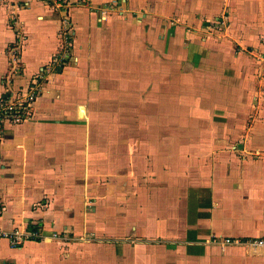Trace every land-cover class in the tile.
<instances>
[{"label":"crops","instance_id":"obj_1","mask_svg":"<svg viewBox=\"0 0 264 264\" xmlns=\"http://www.w3.org/2000/svg\"><path fill=\"white\" fill-rule=\"evenodd\" d=\"M67 1L76 61L49 78L33 119L6 126L1 144L0 232L31 226L43 238L12 248L0 237V264L64 260L65 241L52 238L62 234H95L101 250L130 253L127 264H264V249L212 242L264 235V119L247 126L239 159L229 150L238 140L223 134L229 119L216 129L202 118L205 98L180 103L182 92L210 90L212 72L186 67L218 59L219 45L176 42L165 0ZM56 3L0 0V96L15 27L27 36L18 83L58 51L67 11ZM109 4L121 10L105 13ZM189 122L199 133L188 134Z\"/></svg>","mask_w":264,"mask_h":264},{"label":"rangeland","instance_id":"obj_2","mask_svg":"<svg viewBox=\"0 0 264 264\" xmlns=\"http://www.w3.org/2000/svg\"><path fill=\"white\" fill-rule=\"evenodd\" d=\"M74 5L88 6V3L80 1ZM165 5L171 8L172 11L171 15L167 16V22L170 29L172 28L176 42L185 39L192 45V43L207 40L210 43L219 45L220 50L218 52L220 57L216 59L217 61L212 60L209 62L205 57L203 61L199 58H192L187 62L186 71H189L188 73L197 71L193 73L195 77L198 76V73L206 71L212 72L216 78L208 80V85L212 87H210V90L208 88L209 91L202 89L205 94L197 93L198 95H196L192 91L199 90L194 89L189 91L190 94L189 92L187 94L182 92L179 97H188H184L185 99L180 103L200 104V101L198 103L194 100L196 99L195 96L205 98L206 101L204 100L205 102L202 105L206 108V113L202 115V118L212 123L216 122L214 123L216 129L219 128L217 123L229 119L231 124L225 127L223 134L234 135L238 140L231 143L229 150L236 153L239 159L247 158V149L244 148L247 145L245 142L247 126L251 125L257 118L264 119L262 117L264 115V0H165ZM106 7H110V9L108 11L104 10L105 13L121 10L119 4L112 7L109 4ZM69 8L70 5L66 8V15L68 16ZM175 27H177L176 31H174ZM183 34H186L187 37L182 36ZM58 35L60 36L59 33ZM204 44L206 45V43ZM61 45L62 40H60L57 52L61 49ZM75 61L74 55L72 60L63 64V67L56 68L50 77L56 73H61L73 65ZM223 76L232 85L222 82L220 78ZM230 77L233 79L232 81H230ZM177 101L173 98L174 103L179 102ZM221 102L227 103L228 108H225L223 104L221 106L224 108L217 107ZM247 104L252 106V109H249L248 112ZM260 110H262V113ZM173 114H175V111H173ZM191 119L197 118L191 117ZM196 125L191 126V123H188V134L190 126L194 129L192 135L199 133L201 127L196 128ZM204 129L206 130V128ZM216 129L212 128L214 131ZM234 145L239 146L233 148ZM252 155L257 157L256 154ZM52 238L65 241L64 244L59 246L63 253L61 258L64 257V260H56L52 264H127L131 258L130 253L128 254L127 251L119 256L116 253L115 244H110V248H114L110 252H108V248L106 251L103 248L101 250V241L97 240L95 234H88L82 239L64 236V234L62 236L55 235ZM95 240L97 242H90ZM72 243H75V245ZM111 243H114V241ZM101 251L106 252V254L103 255ZM118 252L120 253V251ZM73 254L74 256H72ZM119 258L122 260H119Z\"/></svg>","mask_w":264,"mask_h":264},{"label":"built area","instance_id":"obj_3","mask_svg":"<svg viewBox=\"0 0 264 264\" xmlns=\"http://www.w3.org/2000/svg\"><path fill=\"white\" fill-rule=\"evenodd\" d=\"M81 2H86V0ZM56 5L58 9L66 10L70 3L67 0H57ZM16 28V39L6 48L8 71L2 77L4 92L0 96V162L2 138L6 126L21 125L33 119L36 112V104L45 90V85L50 75L56 68H60L59 66L63 67V64L74 57V26L70 17L65 14L61 19V28L59 30L62 40L61 49L53 56L50 64L43 66L32 74L26 84H20L18 80L25 75L26 66L23 52L27 36L22 30ZM0 237L8 240L12 248H20L28 240H41L43 231L32 228L26 231L15 229L12 231H1ZM212 242L222 246L239 245L253 250L264 249V235L247 238H213Z\"/></svg>","mask_w":264,"mask_h":264},{"label":"trees","instance_id":"obj_4","mask_svg":"<svg viewBox=\"0 0 264 264\" xmlns=\"http://www.w3.org/2000/svg\"><path fill=\"white\" fill-rule=\"evenodd\" d=\"M28 79H29V78H28ZM18 81H19V80H18ZM29 228H30V229H31V228H32V229H35V228L31 227V226H30Z\"/></svg>","mask_w":264,"mask_h":264}]
</instances>
